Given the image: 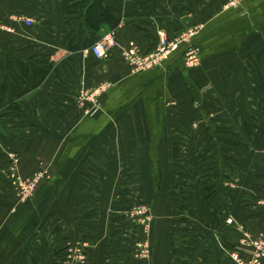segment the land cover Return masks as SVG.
I'll use <instances>...</instances> for the list:
<instances>
[{
    "label": "crops",
    "instance_id": "crops-1",
    "mask_svg": "<svg viewBox=\"0 0 264 264\" xmlns=\"http://www.w3.org/2000/svg\"><path fill=\"white\" fill-rule=\"evenodd\" d=\"M226 2L122 0L112 24L91 33L87 6L77 12L72 0H0V264H61L72 239L93 244L89 264H232L218 239L232 248L239 234L225 220L264 234V0ZM192 28L195 68L183 44L147 72L121 59L131 44L152 50L158 32L173 40ZM110 32L115 45L98 60L89 48ZM102 86L90 117L81 95ZM205 150L240 162L174 164ZM9 153L13 176L49 173L25 207L15 205ZM234 168L247 173L235 209L221 181ZM139 203L155 217L149 262L132 258L139 233L124 218Z\"/></svg>",
    "mask_w": 264,
    "mask_h": 264
},
{
    "label": "built area",
    "instance_id": "built-area-1",
    "mask_svg": "<svg viewBox=\"0 0 264 264\" xmlns=\"http://www.w3.org/2000/svg\"><path fill=\"white\" fill-rule=\"evenodd\" d=\"M244 0H229L225 8L237 7ZM26 26L32 25V20H23ZM196 29L192 28L187 30L179 38L168 40L165 35L158 32V41L155 47L147 53H142L137 46L131 44L121 49V59L128 65L133 72H147L157 68H161L167 58L175 52L180 45H185V51L183 54V62L186 68H194L200 64V49L194 43H192V37L195 35ZM115 45L114 34L110 32L103 38L96 41L91 45L89 51L98 60H106L110 49ZM105 91V87H99L88 93H84L81 96L82 100L89 102L91 107L86 111V114L90 117L94 116L99 111V97ZM44 177V173L24 180L17 176L14 180V186L16 189V195L21 203L27 202L33 197L36 190L38 181ZM136 216L139 217L140 222L144 224L145 232L149 230V217L145 208L136 210ZM230 224L231 220H227ZM242 243L249 247L251 250V256L249 260H244L241 257L240 251H232L229 253L231 262L235 264H261L264 260V234H259L255 238H252L248 233H242ZM141 254L144 253V247L139 246Z\"/></svg>",
    "mask_w": 264,
    "mask_h": 264
},
{
    "label": "rangeland",
    "instance_id": "rangeland-1",
    "mask_svg": "<svg viewBox=\"0 0 264 264\" xmlns=\"http://www.w3.org/2000/svg\"><path fill=\"white\" fill-rule=\"evenodd\" d=\"M228 2H229V0H227L225 7H226ZM239 6H237L236 8H238ZM230 8L234 9L235 7H230ZM213 110H214V108H213ZM223 110H224V108H217L216 109L218 114L223 113ZM232 126H233L234 131H239L241 129V124L239 122L233 123ZM229 141H231L233 143V147L235 148V147L240 146L242 139L239 135H237V138H233L232 140H228V142ZM249 148L253 152L256 148V142L249 139ZM217 151H218L217 155H211L209 150L208 151H206V150L201 151V154H199V155L197 153H196V155H192V154L186 155V157L184 158V161H182V158H180V156H173L174 157L173 161H174V164L182 163L185 166L187 164L188 168H192V164L198 166V164L200 162L201 166H203L202 169L208 166V164H209L208 162L213 163L214 166L216 165V168H222L221 164H223L222 162H224V161L231 162L232 166H234V167L236 164H239V162H240V155L239 154L237 155L234 153L233 155H223L220 153V150H217ZM253 157L255 158V155H253ZM8 160H9L10 166L12 165V168L10 169L9 176H10V180H11L12 185H13L14 197H15V201H16L15 205L19 206V207H22V206L25 207L28 204H31V201L35 197V193H36V190H37L39 184L42 183V181L48 180V174H49L48 170L42 171V173H44V177H42L38 181V184H37V187H36V190L34 192L33 197L30 198L27 202L21 203L17 198L16 189L14 186V180L17 178L16 174L13 176V170L16 168L15 164L17 163L16 162V160H17L16 155L13 153H9L8 154ZM39 173H41V172L39 171L38 173H36V174H34V175L24 179V180H27L31 177H34V176L38 175ZM191 173L192 172H190V174ZM190 174H189V176H187L188 178L191 176ZM221 174H224L223 169L221 171ZM246 174L247 173L244 174L238 170L236 171V169L234 168V171L227 174V176L222 177V175H221V177H222L221 181H223V184H225V182L228 184H232L231 189L234 191V195L236 196L235 201L233 202L234 209L239 204L238 202H240L239 197L243 191V188H242V186L244 184L243 180L246 177ZM11 176H12V178H11ZM172 179L177 180L179 178H177L175 176V178H172ZM213 188H215V187H213ZM213 188H211V189H213ZM208 189H210V188L206 187V193H204L206 195V200L209 198V195L207 192ZM183 190H185V189H183L182 187H173V191H178L179 193L183 192ZM140 208H145L147 211V216L149 217V230H148V232H145L144 224H142V222H140L139 217L136 216V210L140 209ZM124 218L126 219L127 222L130 223L131 226L135 227L139 233L138 237L136 238L135 242L133 243L134 245H133L132 258L135 260H141V261L146 260L147 262L151 261L152 260V251H153V249H152V236H153L154 221H155V217H154V213H153L151 205L147 204V203H139V204L133 205L124 212ZM234 218H235V216H234ZM234 218L229 217L227 220H231V223L228 224L227 220H225L224 225L234 226L236 228L235 231L239 234V236L234 234L235 238L237 240V243L233 244L232 248L230 246L225 247L224 243L218 239L219 246L222 249L228 250V257H229L230 252L236 251V250L240 251V249L235 248V247L238 245H241L242 249L240 251V254H244V255L246 254V255H248L249 258L244 259L242 256L241 257L244 260H249L250 256L252 255L251 250L249 247L245 246L242 243V239H243L242 233L243 232L248 233L252 238H255L260 233L259 234L250 233L248 230H246L244 225L241 224V221H239L240 219L237 220L236 218L235 219ZM239 240H240V243L238 244ZM65 246H66V249H65L64 253L62 254L63 259L61 261V264H89V260H91L90 258H91L92 251H93V244L92 243H90L84 239H72V240L68 241ZM139 246L144 247L145 250H144L143 254H141L142 252H141ZM244 248H245V250H244ZM229 259H230V257H229ZM232 264H235V263L232 262Z\"/></svg>",
    "mask_w": 264,
    "mask_h": 264
},
{
    "label": "trees",
    "instance_id": "trees-1",
    "mask_svg": "<svg viewBox=\"0 0 264 264\" xmlns=\"http://www.w3.org/2000/svg\"><path fill=\"white\" fill-rule=\"evenodd\" d=\"M89 0H72L73 6L77 12L87 6ZM122 0H93L87 6L85 12V21L91 33H97L102 24H112L113 13L120 11ZM43 77V76H42Z\"/></svg>",
    "mask_w": 264,
    "mask_h": 264
}]
</instances>
